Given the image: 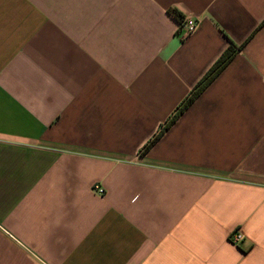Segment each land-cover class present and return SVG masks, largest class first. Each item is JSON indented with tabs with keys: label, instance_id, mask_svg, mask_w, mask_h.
Segmentation results:
<instances>
[{
	"label": "crops",
	"instance_id": "obj_1",
	"mask_svg": "<svg viewBox=\"0 0 264 264\" xmlns=\"http://www.w3.org/2000/svg\"><path fill=\"white\" fill-rule=\"evenodd\" d=\"M0 264H264V0H0Z\"/></svg>",
	"mask_w": 264,
	"mask_h": 264
},
{
	"label": "built area",
	"instance_id": "obj_2",
	"mask_svg": "<svg viewBox=\"0 0 264 264\" xmlns=\"http://www.w3.org/2000/svg\"><path fill=\"white\" fill-rule=\"evenodd\" d=\"M199 22L200 20L197 17H192V16L183 17L179 22L180 27H178L177 33L181 35L182 39H186L197 29ZM145 147L142 150V152H144ZM92 191L101 197L105 195V188H103L100 184H95L93 186ZM242 240H243V235L239 233L237 230L231 233L230 241L233 244L238 245Z\"/></svg>",
	"mask_w": 264,
	"mask_h": 264
},
{
	"label": "trees",
	"instance_id": "obj_3",
	"mask_svg": "<svg viewBox=\"0 0 264 264\" xmlns=\"http://www.w3.org/2000/svg\"><path fill=\"white\" fill-rule=\"evenodd\" d=\"M179 14L177 12H175V16L177 17ZM183 17H180L179 21H181ZM234 53V45H232L223 55L222 57L219 59V61H217V63L214 65V67L211 69V72H209L207 74V78L205 79V83H202L199 88H197L189 97V99H187V101L185 102V104L181 105V107H179L177 114L174 115V117L172 118V120L169 122V124H171L173 122V120H175L178 116V114L188 105V103H191L198 95L199 93L202 91V89L205 88V84L210 81L215 74L229 61V59L231 58V56H233ZM162 132V131H161ZM157 137H155L156 139ZM155 139H153L151 141V143H149L146 147H145V151H147L150 146L152 145V143L155 141Z\"/></svg>",
	"mask_w": 264,
	"mask_h": 264
}]
</instances>
